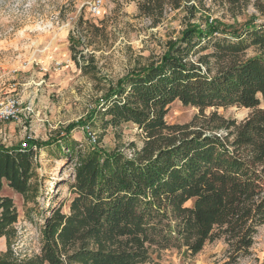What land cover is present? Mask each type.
Segmentation results:
<instances>
[{
  "label": "trees",
  "instance_id": "trees-1",
  "mask_svg": "<svg viewBox=\"0 0 264 264\" xmlns=\"http://www.w3.org/2000/svg\"><path fill=\"white\" fill-rule=\"evenodd\" d=\"M204 1L142 0L140 11L157 25L167 8L195 18ZM200 19L157 63L128 73L98 111L114 130L137 128L144 145L135 157L78 150L70 131L28 148L0 146V194L5 185L29 191L33 146L63 147L75 161L70 215L52 208L41 254L20 263L9 249L0 264H148L165 251L196 256L217 240L227 245L223 264L251 255L264 226V22L233 28ZM250 49L256 54L247 57ZM175 101L202 113L252 112L240 124L212 112L169 125ZM17 221L13 199L0 195V238H15Z\"/></svg>",
  "mask_w": 264,
  "mask_h": 264
},
{
  "label": "rangeland",
  "instance_id": "rangeland-1",
  "mask_svg": "<svg viewBox=\"0 0 264 264\" xmlns=\"http://www.w3.org/2000/svg\"><path fill=\"white\" fill-rule=\"evenodd\" d=\"M93 1L0 0V104L14 98L20 111L17 119L0 121L1 147L28 148L70 131L78 150L97 148L135 157L144 145L137 128L127 124L114 130L104 125L98 113L118 83L128 73L157 63L189 21L203 18L206 26V16L233 28L250 20L256 25L264 22V0H205L195 18L182 9L167 8L157 25L141 13L142 0H103L96 13L91 9ZM255 54V49L247 51V57ZM212 112L240 124L252 110L210 108L202 113L175 101L166 122L185 125ZM33 148L37 158L29 191L21 195L5 185L0 194L13 199L18 212L16 237L9 242L0 238H4L0 256L10 249L20 263L41 254V230L51 209L70 215L73 200L75 161L67 162L68 151L56 145ZM251 252L237 264L264 263V226ZM226 260L227 245L217 240L196 256L165 251L148 264H223Z\"/></svg>",
  "mask_w": 264,
  "mask_h": 264
},
{
  "label": "built area",
  "instance_id": "built-area-1",
  "mask_svg": "<svg viewBox=\"0 0 264 264\" xmlns=\"http://www.w3.org/2000/svg\"><path fill=\"white\" fill-rule=\"evenodd\" d=\"M103 4V0H94L91 4V9L94 13L98 12L99 8ZM19 103L14 98H8L6 101L0 104V121L9 122L18 118ZM89 139L93 144H96V137L92 132H89ZM23 148H27L24 146Z\"/></svg>",
  "mask_w": 264,
  "mask_h": 264
},
{
  "label": "crops",
  "instance_id": "crops-1",
  "mask_svg": "<svg viewBox=\"0 0 264 264\" xmlns=\"http://www.w3.org/2000/svg\"><path fill=\"white\" fill-rule=\"evenodd\" d=\"M3 239H4V238H3ZM3 239H0V241L3 240Z\"/></svg>",
  "mask_w": 264,
  "mask_h": 264
}]
</instances>
